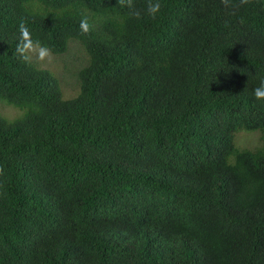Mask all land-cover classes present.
<instances>
[{
	"label": "trees",
	"instance_id": "obj_1",
	"mask_svg": "<svg viewBox=\"0 0 264 264\" xmlns=\"http://www.w3.org/2000/svg\"><path fill=\"white\" fill-rule=\"evenodd\" d=\"M152 2L0 0V264H264V0Z\"/></svg>",
	"mask_w": 264,
	"mask_h": 264
},
{
	"label": "rangeland",
	"instance_id": "obj_2",
	"mask_svg": "<svg viewBox=\"0 0 264 264\" xmlns=\"http://www.w3.org/2000/svg\"><path fill=\"white\" fill-rule=\"evenodd\" d=\"M32 63L41 69L49 70L59 80L63 100L74 98L79 93L78 72L87 63V56L79 43L75 40L69 42L67 51L62 55L49 54L43 59L40 56V49L37 47L28 53ZM22 111L0 103V115L12 120L19 116ZM237 141L238 148H254L259 144L257 134L239 132ZM257 133V132H254Z\"/></svg>",
	"mask_w": 264,
	"mask_h": 264
},
{
	"label": "clouds",
	"instance_id": "obj_3",
	"mask_svg": "<svg viewBox=\"0 0 264 264\" xmlns=\"http://www.w3.org/2000/svg\"><path fill=\"white\" fill-rule=\"evenodd\" d=\"M118 3L124 4L125 0H117ZM131 0H129V3ZM249 0H242V3H248ZM161 10V5L159 3V0H153L150 8H149V14L155 18L156 14H158ZM81 29L84 33H88L90 30V25L88 21L82 20L81 21ZM19 31L21 33V44L17 47V52L21 55L22 59L25 61L29 60L28 53L34 50L35 48L39 47L40 49V56L43 59L45 56L50 54V49L44 48L39 45V42H33L30 39V33L28 32L26 26L22 23L19 26ZM253 96L254 98L259 102H264V81H261L260 86L253 89Z\"/></svg>",
	"mask_w": 264,
	"mask_h": 264
}]
</instances>
